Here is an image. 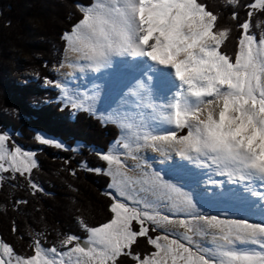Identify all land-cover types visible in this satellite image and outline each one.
I'll return each mask as SVG.
<instances>
[{"label":"snow or ice","instance_id":"obj_1","mask_svg":"<svg viewBox=\"0 0 264 264\" xmlns=\"http://www.w3.org/2000/svg\"><path fill=\"white\" fill-rule=\"evenodd\" d=\"M238 4L226 0V5ZM76 7L81 18L62 34L71 54L67 67L100 73L115 64L124 82L116 107L100 114L102 123L117 127L120 138L107 152L96 153L104 167L82 165L111 178L109 191L102 193L111 201V216L98 226L79 219L86 238L67 234L59 248H45L34 237L30 256L0 241V264H117L122 256L135 264H264V220L211 214L194 192L201 183L214 189L231 183L264 202V192L253 187L256 182L264 187V32L257 38L250 31L264 0L246 5L251 10L238 24L232 56L221 50L232 30L218 28L217 14L199 0H92ZM231 18L236 20L237 13ZM65 66L61 62L56 71ZM45 83L58 90L67 107L96 114L95 91H72L46 78ZM9 139L0 133V174L11 173L10 179L19 174L33 194L43 191L30 179L38 166L36 154L10 148ZM148 150L162 157L155 163L166 164L168 172L147 161L142 153ZM234 199L244 197L233 189L212 191L209 197L220 203ZM165 224L183 232L149 235V225L156 232ZM143 237L154 251L141 256L133 246Z\"/></svg>","mask_w":264,"mask_h":264},{"label":"trees","instance_id":"obj_2","mask_svg":"<svg viewBox=\"0 0 264 264\" xmlns=\"http://www.w3.org/2000/svg\"><path fill=\"white\" fill-rule=\"evenodd\" d=\"M199 2L217 14L218 28L232 30L221 50L234 55L240 35L238 24L248 19L251 9L246 5L254 0H239L236 7L226 5V0ZM91 3L92 0H0V131L11 133L13 146L37 150L38 166L30 179L43 189L33 194L25 177L16 174V179H10L11 173L0 185V241L21 256L33 254L34 237L45 248L59 247L67 234L86 238L79 219L98 226L111 216V201L102 195L109 190L111 178L89 172L82 165L104 167L96 153L107 152L117 141V127L102 123L96 114L73 111L58 99L55 90L43 87L45 78L54 79L52 68L61 63L65 49L62 34L81 18L76 5ZM233 12L237 13L236 20L231 18ZM250 30L257 37L264 32V11H254ZM39 134L63 142L70 149L45 145L37 138ZM72 170H76L75 176L70 174ZM149 228V235L155 237L158 231H151L152 225ZM133 251L143 256L154 249L143 237L138 238ZM117 264L135 262L122 256Z\"/></svg>","mask_w":264,"mask_h":264},{"label":"rangeland","instance_id":"obj_3","mask_svg":"<svg viewBox=\"0 0 264 264\" xmlns=\"http://www.w3.org/2000/svg\"><path fill=\"white\" fill-rule=\"evenodd\" d=\"M257 38H259V37H257ZM65 53H66V51L64 49L62 59H60L61 62H64ZM59 65L57 64L56 66H54L52 68V71L54 74V79L50 80V81L60 82L62 84H66L67 87L69 88V90L77 91L80 93H88L89 95H91L92 92L95 91L97 93V95H96V98L94 101V111H95L97 117H99L101 119L102 118V116L100 115L101 113H105L108 110H110L111 108L116 107V105L119 101V98H120L121 89L124 86L123 77L120 75L118 70H116L114 68L113 69H105V75H102V76H100L101 74L99 75L98 73L90 72L88 74V77L86 79H84L82 76L78 75L77 71H76L77 73L74 72V74H72L71 76L66 75L67 73H70L67 65L64 68H60L59 71H56V69L59 67ZM109 72H111V73L109 74ZM43 87H47V88L49 87V88L55 90L59 94V92L56 88H54L50 85H47L46 83H44ZM58 99H61L60 95H58ZM73 111H75V110H73ZM75 113L76 112H74V114ZM0 133H4V132L0 131ZM6 133L9 134L10 139L8 141V144H9V147L12 148L13 145L15 144L14 140H13L12 135L9 131H6ZM38 137L56 141L51 137H48V136L46 137V136H43L41 134H39ZM59 143L63 145L62 148L70 149L68 147V145H66L65 143L60 142V141H59ZM15 146H19L22 148V150H25V151H30V152H34V153H36V151H37L36 149L27 150V148H25L21 145H15ZM142 155H144L146 157V159L149 163H153V166L155 169L160 170L162 172H168L169 169H168V166L166 164L155 163V161L162 159V157H159L158 154L152 153L150 150H148V151L142 153ZM174 158L177 160L179 159L178 157H174ZM34 159L36 160V157H34ZM128 163L133 164L135 162L129 160ZM0 175L3 176V179L8 177L7 173H3ZM3 179L0 180V185L3 181ZM203 179L206 180L207 176H204ZM212 179H214L216 181H226L227 178L226 177H220V176H213ZM188 187L191 188V187H193V185H188ZM253 187L258 192H264V187H262L259 184V182L254 183ZM221 189L236 190V191L241 193V195H242V197H244V199H234L228 203L210 202L209 197L211 195V192L212 191H219ZM105 191H107V190H105ZM194 192H195V199L197 201H200V206L203 207L204 211H206V212H209L211 214H217V215L226 213L230 216H234L237 218H247V219L254 221V222H260L261 220H264V202L258 201L256 197H252V196H250L249 193L244 192L243 188L239 185H235V184H231V183H224V184H221L218 188L214 189L211 186V184L205 186L203 183H201L198 187L194 188ZM205 192H207L209 194L208 197H206L204 195ZM157 231H158L157 235H159L165 231L183 232V229H179L178 227H176L174 225L165 224V225H163V227L158 228ZM68 247H70V246H68ZM62 250H67V248H64Z\"/></svg>","mask_w":264,"mask_h":264},{"label":"bare ground","instance_id":"obj_4","mask_svg":"<svg viewBox=\"0 0 264 264\" xmlns=\"http://www.w3.org/2000/svg\"><path fill=\"white\" fill-rule=\"evenodd\" d=\"M69 56H71V54L70 53H68V52H66L65 53V59H64V63L67 65V63H68V61L66 60V57H69ZM114 69H116V65L114 64V67H113ZM68 70H69V72L70 73H72V74H74V72L75 73H77L76 71H74L71 67H68ZM90 72H84V73H80V72H78V75H80V76H82L84 79H86L87 77H88V74H89ZM111 72H109V74H110ZM100 76H102V75H105V69H102L101 70V72L100 73H98ZM103 79V78H102ZM71 83V82H70Z\"/></svg>","mask_w":264,"mask_h":264}]
</instances>
